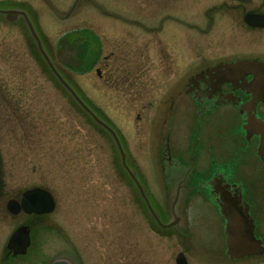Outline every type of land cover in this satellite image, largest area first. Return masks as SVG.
Here are the masks:
<instances>
[{"label": "rangeland", "instance_id": "obj_1", "mask_svg": "<svg viewBox=\"0 0 264 264\" xmlns=\"http://www.w3.org/2000/svg\"><path fill=\"white\" fill-rule=\"evenodd\" d=\"M67 1L0 0V9L25 11L54 67L75 93L87 98L84 101L89 109L114 131L126 164L142 186L151 208L162 224L168 223L165 183H169L170 176H166L168 170L165 171L159 157L165 145L160 116L162 111L166 113L161 102L165 93L161 81L162 57L159 56L162 54L154 52L149 64H144L150 67L144 77L149 84L153 78L151 87L143 85L135 89L106 84L94 71L84 74L72 69L70 65L76 63L71 53L80 42L85 43L83 67L96 57L98 42L84 34L85 27L92 28L84 25L85 14L91 13L99 27L108 29L122 22L114 13L121 11L129 15V0H99L103 8L114 12L106 15L108 18L92 5L91 11L70 9L65 5ZM24 2H32V5L26 6ZM164 2L137 0L138 17L162 23L163 11L158 10ZM93 27L95 29V25ZM162 33L161 38H164ZM25 34L28 31L21 21L8 22L0 16V210L5 209L7 199H17L26 188L39 186L49 190L56 202L51 218L56 221L59 234L50 240V250L46 251L53 255H70L68 245L71 243L86 264L94 261L175 264L178 253L184 254L188 264H231L232 260L222 254L220 236L210 219L211 211L199 195L190 200L186 224L181 231L175 226L160 229L148 217L140 198L136 200L137 207L133 204L136 191L121 168L114 143L57 83L35 42ZM103 44L101 56L109 49ZM223 44L239 46L243 43ZM156 45L154 43V51L158 49ZM189 48L203 49L198 42L190 43ZM109 58V68L117 70V66L125 63L134 66L132 62L128 64L131 60L134 62V57L115 54ZM99 60L97 67L103 64V58ZM165 60L170 72L182 65V58L178 56L171 55ZM131 70L134 73V69ZM193 107L182 104L170 125L166 122L163 125L170 138L169 161L182 177L183 189L189 194H200L206 185L202 181L213 171L226 172L233 161H238L240 166L242 158L231 143L228 131L231 128L226 121L214 118L207 130L210 133L213 129L216 134L210 133L208 137L201 119L194 118ZM207 137L208 142L217 145V152L204 146ZM177 140L182 152L176 151ZM233 178L244 194H249L252 188L260 193L264 164L252 152L245 166L241 165L237 172L234 170ZM172 181L175 184L174 179ZM2 225L0 235L8 231L5 224Z\"/></svg>", "mask_w": 264, "mask_h": 264}, {"label": "flooded vegetation", "instance_id": "obj_2", "mask_svg": "<svg viewBox=\"0 0 264 264\" xmlns=\"http://www.w3.org/2000/svg\"><path fill=\"white\" fill-rule=\"evenodd\" d=\"M24 4L31 6L32 2ZM136 4L137 0H129L127 16L121 11L116 14L111 9L103 8L99 0H68L65 3L70 9L86 8L89 11L95 6L94 10L97 9L100 15L107 17L106 15L114 13L122 21L116 22V26L102 29L91 13L85 14L83 23L92 28L85 27L84 34L92 41L98 42V46L96 44V57L82 72L85 74L94 71L106 84H122L124 87L135 89L143 85L151 87L154 84L153 78L149 84L144 77L150 67H144V64H149L148 60L155 53L162 54L159 56L162 57L161 81L165 85V93L161 102L165 105L166 113L162 111L160 116L165 130V145L160 160L161 164H165V171L168 170L166 176H170L169 183H165V196L168 201L165 208L169 213L167 220L175 221L173 226L181 231L186 224L190 200L199 195L203 204L211 211L210 219H213L216 234L220 236L222 254L232 260L231 264H248L256 260L259 261L258 264H264V184L262 192L258 193L252 188L249 194H244L233 178L234 170L237 172L241 165L245 166L246 159L252 152L264 164L256 155L259 134L254 128L256 120L264 121V71L261 74L258 70L253 72L254 69L247 71L231 66L237 60L264 64V0H165L162 8L158 10L163 11L162 23L138 17ZM14 21H21L28 31L25 35L34 41L24 18L18 16L12 22ZM162 31L164 38H161ZM230 41H241L243 44H223ZM112 42L114 43L111 45ZM194 42L201 44L203 49L189 48V44ZM103 43H106L110 50L101 56ZM154 43L158 49H162L154 51ZM115 54L134 57V62H128H132L134 66H127L125 63L117 66V70L109 68V57ZM171 55L182 58V65L172 72L168 61L165 60ZM100 57L103 58V64L97 67ZM131 69H134V73ZM84 99L87 100L86 97ZM182 104L187 107L194 106V118L201 119L203 131L208 137L210 133L216 134L213 129L210 133L209 129L207 130L212 120L216 117L224 119L226 125L231 128L228 130L231 133V143L242 158L240 166L238 161H233L232 167L226 168V172L213 171L210 177L202 181L206 182V185L205 191L200 194L186 193L182 177L179 176L178 170L173 168L172 161H169L172 154L170 138L168 129L163 124L166 122L170 125V120L179 112ZM223 111L227 113H222ZM164 117L166 121H163ZM218 135L221 137V134ZM208 137L204 140V146L213 153L217 152V145L208 142ZM174 144L178 145L176 151H183L178 140ZM225 156L230 160L228 154ZM214 162L212 161V164ZM133 187L136 192L132 202L137 207L136 200L139 195L136 187ZM20 197L21 193L17 200ZM6 203L5 209L0 210V224H5L8 229L5 234L0 235V264H86L68 242L70 255L47 253L46 250H50V240L59 234L56 221L51 218L55 208L49 213H27L22 209L12 213L6 208ZM140 203L152 221L145 202L141 200ZM19 227H25L29 235V246L23 254L15 253L7 247L11 234ZM228 249L258 252L232 259L227 253ZM92 264L101 263L94 261Z\"/></svg>", "mask_w": 264, "mask_h": 264}, {"label": "water", "instance_id": "obj_3", "mask_svg": "<svg viewBox=\"0 0 264 264\" xmlns=\"http://www.w3.org/2000/svg\"><path fill=\"white\" fill-rule=\"evenodd\" d=\"M0 13L4 15L5 19L8 21H13L15 20L18 16H22L24 20L26 21L29 31L32 34V36L35 39V42L37 44L38 50L42 54L43 58L45 59L46 63L48 64L49 68L52 70L54 75L57 77V79L60 81V83L69 91V93L72 95V97L75 99V101L93 118V120L104 127L108 132L111 134L113 137L115 144L118 148L120 157H121V162L129 176L132 178L134 181L135 185L137 186V189L144 199L148 210L150 211L151 215L154 217L158 225L162 227H168L172 226L175 224V221L167 223V224H162L156 213L153 211L151 208L147 197L143 191L142 186L139 184L138 180L136 179L134 173L128 168L126 161H125V154L123 152V149L121 147V144L119 142V139L117 138L116 134L114 131L106 125L103 121H101L84 103L83 101L79 98V96L73 91V89L65 82V80L62 78V76L58 73V71L55 69L53 64L50 62L47 54L43 50L40 40L37 37L27 15L25 12L21 10H14V9H9V10H0ZM248 19V17H246ZM253 18V17H251ZM231 66L235 69H241V70H249V69H254L253 72H256L257 70L261 73L264 71V64H260L257 61H249V60H237ZM263 68V69H262ZM262 74V73H261ZM264 81V79H262ZM254 128L255 132L259 134V142L257 145V151L256 154L259 156V158L264 162V121H258L256 120L254 122ZM168 148V146H167ZM55 202L53 199L52 194L40 187H33L26 189L21 193V197L19 201L15 199H9L6 204V208L11 211L12 213L18 212L20 209L24 210L27 213H49L54 209ZM29 246V235L28 231L25 227H19L17 228L10 236L7 247L10 249H13L15 253H20L23 254L26 251V248ZM258 250H246V251H236L232 249H228L227 253L230 256V258H241L245 255H252L254 253H257ZM175 263L176 264H188L186 261L185 256L183 253H178L176 258H175ZM54 264H59L58 262H55Z\"/></svg>", "mask_w": 264, "mask_h": 264}, {"label": "trees", "instance_id": "obj_4", "mask_svg": "<svg viewBox=\"0 0 264 264\" xmlns=\"http://www.w3.org/2000/svg\"><path fill=\"white\" fill-rule=\"evenodd\" d=\"M84 46H85V43L80 42L76 46V48L73 50V52L71 53V56L73 55L72 58L74 59V61H75L76 64L75 65H70V66L74 70H82L84 68L83 67L84 66V63H85ZM71 63H74V62H71ZM74 103L76 104L75 101H74ZM98 127L100 128V126H98Z\"/></svg>", "mask_w": 264, "mask_h": 264}]
</instances>
